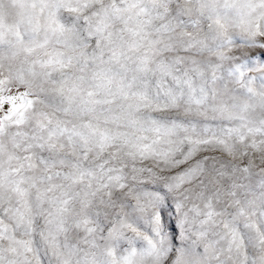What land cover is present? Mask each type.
I'll return each instance as SVG.
<instances>
[{"label":"snow or ice","instance_id":"1","mask_svg":"<svg viewBox=\"0 0 264 264\" xmlns=\"http://www.w3.org/2000/svg\"><path fill=\"white\" fill-rule=\"evenodd\" d=\"M0 264H264V0H0Z\"/></svg>","mask_w":264,"mask_h":264}]
</instances>
